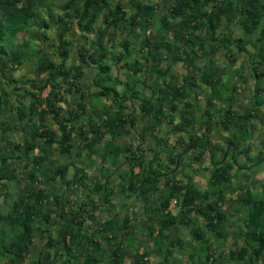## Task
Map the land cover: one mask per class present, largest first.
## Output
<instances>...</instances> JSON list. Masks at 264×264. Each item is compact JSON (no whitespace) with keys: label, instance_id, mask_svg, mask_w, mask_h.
I'll use <instances>...</instances> for the list:
<instances>
[{"label":"trees","instance_id":"trees-1","mask_svg":"<svg viewBox=\"0 0 264 264\" xmlns=\"http://www.w3.org/2000/svg\"><path fill=\"white\" fill-rule=\"evenodd\" d=\"M237 53L255 83L241 111ZM263 106L264 0H0V188L18 190L0 213V264L264 263V184L250 174L263 135L248 157ZM242 215L241 246L218 252Z\"/></svg>","mask_w":264,"mask_h":264},{"label":"rangeland","instance_id":"rangeland-1","mask_svg":"<svg viewBox=\"0 0 264 264\" xmlns=\"http://www.w3.org/2000/svg\"><path fill=\"white\" fill-rule=\"evenodd\" d=\"M59 4V6H60V3H58ZM98 27V25L96 26V28ZM50 37H52L51 35L52 34H48ZM114 37H115V35H113ZM91 38H93V36L91 35L90 36ZM116 38V40H118L119 38H120V36L118 37V36H116L115 37ZM92 40V39H91ZM48 42V41H47ZM40 44V43H39ZM247 59V54L246 53H237L236 54V60H237V62H236V66H239L240 64H242L243 66H244V69H243V71H244V77L246 78V83H243L239 88V90L240 91H237L236 93L238 94V96H236L237 98H239V99H237L236 100V102L234 103V108L236 109L237 108V110H240L239 109V105H241V106H247V105H249L248 103H246L247 102V100L248 99H250V98H252L253 96V89H254V87H255V83L253 82V80H251V81H247V80H249L250 78H249V73H250V71L245 67V65H244V62H245V60ZM234 65V66H235ZM233 67V66H232ZM175 69L176 70H180V65H177L176 67H175ZM231 69V68H230ZM87 74H89V73H87ZM16 76L17 78L18 77H23V78H28V77H30L31 76V72H29L28 71V69L27 68H23V69H21V70H19V71H17V72H6L5 73V76L7 77V79H11L12 78V76ZM90 76H91V74H89ZM89 75H88V77H89ZM230 77H229V75L227 74V75H225V77H224V79H226V80H228ZM223 79V80H224ZM89 80V79H88ZM225 81V80H224ZM260 83H261V85H263V82H261L260 81ZM227 84H229L230 85V83H229V81L227 82ZM257 86H259L258 84H257ZM225 89V88H224ZM230 91V90H229ZM46 92H47V90H45L42 94H43V96H45L46 95ZM223 95V94H222ZM224 95H226V92H224ZM203 104H204V100L203 99H199V103H198V106L199 107H202L203 106ZM262 112H264V106L263 107H261V109H260ZM241 111V110H240ZM260 122V121H259ZM259 122H256L255 123V126L257 127V129H258V133H256V135H254V137H253V141H252V145H251V151H250V153H249V157L252 159V160H255L256 159V157L258 156L257 154V151H259L260 149H261V145H260V136H264V118H263V120L261 121V123H259ZM261 124V125H260ZM55 129H56V127H54ZM171 128V126H169V129ZM260 134V135H259ZM135 135V134H134ZM228 138V134L225 132V133H223L222 134V137H220L219 136V139L217 138V140H220V143L222 144V147L223 148H225V144H224V140H225V138ZM131 136H130V140H131ZM173 138H175L174 137V135L172 134V135H170V142H173ZM18 139V137L17 136H15L14 138H13V141H15V140H17ZM213 138H211V140H212ZM118 140V139H117ZM127 140V139H126ZM115 142H116V139L114 140ZM135 141V140H134ZM137 143H136V145L138 146V148H140V149H142V150H147V148H152V146H153V144H152V146H149V143H150V141L148 140V141H146L147 143H148V145H147V143H145V144H143V145H140L139 144V142L138 141H136ZM53 156L55 157V158H57L58 160H60L62 157H60V155H59V153H58V151L57 150H55L54 152H53ZM145 154L146 155H148L147 154V151L145 152ZM209 156L207 155V154H205V159L206 158H208ZM263 157H264V153H263ZM164 159V158H163ZM163 159H162V161H163ZM62 160V159H61ZM65 161H67V160H65ZM164 162V161H163ZM83 163H85L86 164V162H83ZM155 164H158V161H156V162H154ZM247 163V165H251V163H252V161L251 162H246ZM154 164V165H155ZM205 165H206V171L205 170H203L202 169V166L201 167H199V165L197 164V163H193V168H197L198 169V171H197V174L196 175H194V186L196 187V188H198V189H200L201 191L202 190H204V189H206V182H207V180H209V178H210V175H209V170H208V168H207V164L205 163ZM241 167V166H240ZM15 168V170H16V172H15V174H17L18 173V169H17V167H14ZM257 168H259V171H256V169ZM121 170H124V168H122ZM138 169H136V171H137ZM208 170V171H207ZM254 170V171H253ZM87 171H90L91 172V174L90 175H93V176H95L96 175V171H95V168H93V169H87ZM248 173H249V171H247ZM256 172V173H255ZM190 173V172H189ZM250 174L251 175H254V176H256L255 178L256 179H258V180H261L263 183L262 184H264V162L263 163H261V164H259V165H257V166H255V167H253L252 169H251V172H250ZM19 175V174H18ZM97 176V175H96ZM243 177V176H242ZM235 178H237V176H236V174H235ZM111 181H112V183L113 184H115V186L117 185V182H118V179L116 178V177H111ZM39 181H41V180H39ZM5 183H7V182H4V183H1V184H5ZM9 183V182H8ZM235 183L236 182H234V184H233V186L235 185ZM1 186V185H0ZM15 186H17V184L13 181L12 183H9V185L7 186V189H6V194H3V195H1V193H3L2 192V188H0V213L1 214H5V213H8V212H10V210H11V204H12V202H14V200H15V198H16V196H17V189H16V187ZM20 186V189H21V191H25L27 188H28V185H25V184H20L19 185ZM264 186V185H263ZM15 189H16V191H15ZM116 190H118L119 189V187H117L116 186V188H115ZM259 190V191H258ZM263 189H261V187L259 186L258 187V189H256L255 191L256 192H258V193H261V191H262ZM67 191H69V190H67ZM117 192V191H116ZM229 192H231V191H229ZM118 195V194H117ZM116 195V201L115 202H117V204H116V208L115 209H113V210H111V211H108L107 213H106V215L107 216H103V218L104 217H106V218H109V217H111V216H113L117 211H119L120 210V207L118 206V200H119V197ZM229 197H231V195H229V196H227L226 198H227V201H226V205H228L229 204V206H232V203L230 202L231 200H232V197H231V199L229 198ZM229 198V199H228ZM225 206V205H224ZM172 207H173V204H172ZM138 209V208H137ZM137 212H139V211H137ZM140 212H141V210H140ZM98 213H96V215H97ZM104 215V214H103ZM97 216H99V215H97ZM238 218V220L240 219V221L243 219V215L242 216H238L237 217ZM237 230H242V231H244L245 230V228H244V224L242 223V221L241 222H238V221H236L235 222V225L233 226V227H231L230 228V238H228V240H227V242H226V244L224 245V246H221V247H219L218 245H217V242L215 243L217 246H216V250H218V252H223V254L224 253H227L228 251H229V249H235V250H238L239 249V247L241 246V240H242V238L241 237H239L238 235H234V233L233 232H236ZM232 233H233V235H232ZM182 235L183 236H186L187 234H185V231H182ZM177 237H179V234H177ZM207 238H209V239H211V240H213V238L212 237H210V235L208 234V236H207ZM140 239L141 240H143V241H146V243L148 244V245H152L151 244V242H149L146 238H145V236L144 237H140ZM43 242H41V240H39V239H35V241H34V244L31 246V250H32V253H34L35 254V252L37 251V250H39V248H40V246H41V244H42ZM219 247V248H218ZM180 258H182L183 260H185V259H188V258H190V255H187V254H180V255H178ZM177 255H176V258L178 257ZM219 259V261H218V264H232V263H228V261H226L225 260V263L223 262L222 263V261H223V259H224V256H221V258L219 257L218 258ZM221 259V260H220ZM262 260H264V257L262 258ZM150 264H155V262H156V260L154 259V258H152V259H150ZM125 264H129V261L128 260H126V263ZM235 264V263H234ZM236 264H242L241 262H237ZM262 264H264V263H262Z\"/></svg>","mask_w":264,"mask_h":264},{"label":"crops","instance_id":"crops-1","mask_svg":"<svg viewBox=\"0 0 264 264\" xmlns=\"http://www.w3.org/2000/svg\"><path fill=\"white\" fill-rule=\"evenodd\" d=\"M261 109V108H260ZM262 112V111H261ZM263 113V115H264V112H262ZM130 136L131 137H134L135 135H134V133H132V134H130V135H123V134H121L118 138H116V143H118V144H122V143H124V142H130ZM118 139V140H117ZM127 139V140H126ZM136 141H138L139 142V140L137 139ZM136 141H133V146H137L136 145ZM145 143H147V142H143V143H141L140 145H143V144H145ZM147 145H148V143H147ZM149 146H152V143L150 142L149 143ZM138 150H142V149H140V148H138V146L136 147ZM153 148V147H152ZM151 148H147V150H144L145 152L147 151V154H148V150H150ZM208 155V154H207ZM249 157V156H248ZM250 158V157H249ZM202 161H201V163L199 164V167H201L202 166V169L203 170H205L206 171V165H205V163L207 164V168H208V158H206L205 159V155H203L202 156ZM251 159V158H250ZM249 159V160H250ZM166 160V159H165ZM242 160H244L243 158H242ZM241 168L242 167H240L239 168V172H240V170H241ZM136 171V170H135ZM196 171H198V169L196 170ZM196 174H197V172H196ZM195 174V175H196ZM236 174V176L238 175L235 171H234V175Z\"/></svg>","mask_w":264,"mask_h":264}]
</instances>
